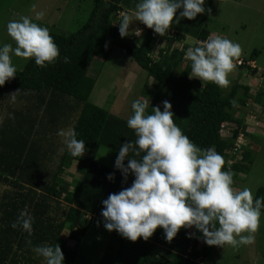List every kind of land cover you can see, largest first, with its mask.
<instances>
[{
	"label": "trees",
	"instance_id": "1",
	"mask_svg": "<svg viewBox=\"0 0 264 264\" xmlns=\"http://www.w3.org/2000/svg\"><path fill=\"white\" fill-rule=\"evenodd\" d=\"M139 2L95 0L89 20L75 33L49 32L59 49L54 62L40 67L30 58L0 86V264H45L32 249L57 244L64 264H74L77 251L67 247L62 233L66 231L68 239L79 246L91 225L86 217L103 221L102 201L131 186V173L125 180L115 166L109 168L96 161L101 148L118 152L121 145L137 138L127 127V119L90 100L96 85V79L89 76L92 62L97 58L107 61L116 48L154 81L151 89L144 84L140 92L149 100L146 114H152V107L163 111L162 102L167 100L182 134L202 151L212 148L220 154L225 161L222 171L230 170L233 181L249 171L252 151L237 148L236 141L240 135L253 142L259 140L246 133L244 119L237 115L253 106L264 109V72L257 67L258 51L234 59L228 75L236 77L229 89L191 78V61L184 54L197 45L186 44V38L203 42L216 33L198 14L193 20L182 18L177 23L174 19L163 36L145 26L140 40L133 37L134 31L121 38L115 24L119 13H134ZM179 13L180 9L176 15ZM162 42L166 43L164 50L156 53L157 43ZM177 43L183 44L182 50ZM254 78L257 84H250L248 79ZM16 91L12 101L8 95ZM69 128L85 143L82 157H72L57 135ZM225 132L228 137H223ZM129 156L141 158L131 152ZM74 162L78 179L68 184L63 176ZM110 174L112 180L107 178ZM257 197L264 198V187L256 191L254 202ZM25 209L33 219L31 236L19 226L11 227ZM209 252L210 248L206 244L200 248L199 241L184 227L170 242L158 227L147 241L138 238L133 242L115 233L112 245L97 264H197L200 257L206 264Z\"/></svg>",
	"mask_w": 264,
	"mask_h": 264
},
{
	"label": "clouds",
	"instance_id": "2",
	"mask_svg": "<svg viewBox=\"0 0 264 264\" xmlns=\"http://www.w3.org/2000/svg\"><path fill=\"white\" fill-rule=\"evenodd\" d=\"M204 3L205 0H140L132 15L136 21L163 36L174 19L178 23L181 17L193 20L204 13ZM178 9H182L179 17L176 15ZM42 15L37 14L36 19ZM120 15L119 34L124 38L128 35L130 15ZM6 30L16 47L0 46V86L15 76L10 52L17 57L34 58L40 67H47L59 56L49 31L27 16L9 21ZM137 31L141 37L144 27L134 30L136 40L139 38L135 35ZM240 54L238 44L210 35L199 46L189 47L184 55L191 61V78L223 87L228 83L227 76L234 67V59ZM67 59L65 57L64 61ZM18 91L8 97L15 101ZM232 103L236 106L235 101ZM162 104L163 111L152 107V114H146V100L137 99L131 104L132 115L127 119V127L134 130L137 138L134 143L127 142L119 147L114 166L125 180L130 173L134 180L130 187L109 194L102 201L105 229L115 230L123 238L135 242L138 238L147 241L159 227L170 242L182 227L195 226L209 246L227 244L236 247L254 243L253 234L259 225L264 198L257 197L254 202L250 189L236 191L232 187L231 171H222L223 157L212 148L202 151L194 145L175 125L171 104L167 100ZM57 135L62 137V143L72 157L83 156L85 143L76 138L74 129L59 130ZM130 152L141 158H132ZM107 178L112 180L114 177L110 174ZM86 219L91 223L95 217ZM32 222L25 209L11 227L19 226L31 236ZM62 235L68 238L66 231ZM32 251L42 257L45 264H64L65 258L58 244L55 247L36 246Z\"/></svg>",
	"mask_w": 264,
	"mask_h": 264
},
{
	"label": "rangeland",
	"instance_id": "3",
	"mask_svg": "<svg viewBox=\"0 0 264 264\" xmlns=\"http://www.w3.org/2000/svg\"><path fill=\"white\" fill-rule=\"evenodd\" d=\"M94 2L95 0H0V46L10 44L13 48L16 47L15 41L7 33L6 25L9 21L18 20L21 16L31 18L32 22L46 28L49 32L67 35L75 33L89 20ZM203 7L205 11L200 15L205 17L206 27L220 37L238 44L241 49L238 58H246L253 50L258 51L256 63L263 73L264 0H205ZM181 11L182 9H180ZM40 13L43 15L36 19L37 14ZM120 14L121 12L116 25L120 23ZM127 14L130 15L128 35L132 34L137 29L136 27H145L142 22L135 20L133 13ZM186 20V18L183 19V21ZM216 34L211 36H217ZM185 41L186 44H191L190 46L200 45V41L189 37ZM162 43L160 46L156 45L154 49L156 53L158 49L164 48L165 43ZM176 46L180 50L183 49L181 43H177ZM152 56L155 58L154 55ZM29 59L17 57L10 52V62L16 70H22ZM89 76L96 79V85L90 98L91 102L121 119L130 117L132 113L131 104L134 100L141 99L149 102L148 98L140 96V92L144 84L151 89L154 81L147 78L146 72L125 54L122 55L118 48L113 50L107 61L98 58L94 60L89 70ZM235 77L232 74L228 75L227 80L230 83H227L223 88L229 89ZM248 80L250 84H257L255 78ZM253 107L252 110L245 111V114L240 113L237 117L244 119L246 133L253 134L259 141L253 142L249 137L240 135L243 150L252 151L253 162L246 174H239L236 177L232 187L236 191H241L244 188L250 189L254 200L256 191L264 187V109L258 106ZM222 135L228 137L226 132ZM117 155L118 152L116 151L101 148L96 156V161L112 168ZM237 159L240 160V155L237 156ZM231 164L232 162L229 163V166ZM75 168L76 162L73 163L72 168L65 171L63 177L66 181L67 176L71 181L78 179ZM185 229L191 237L199 241L200 248L206 244L203 234L195 226ZM115 233L119 234L115 230H106L103 221L94 219L79 246L76 247L75 243L68 241L66 235L63 236V239L71 249L77 251L74 264H97L104 251L112 245ZM246 234L242 233V235ZM253 236L254 243L250 245L233 247L226 244L221 247L206 244L210 248L209 257L205 261L206 264H264L263 213H261L258 228Z\"/></svg>",
	"mask_w": 264,
	"mask_h": 264
},
{
	"label": "built area",
	"instance_id": "4",
	"mask_svg": "<svg viewBox=\"0 0 264 264\" xmlns=\"http://www.w3.org/2000/svg\"><path fill=\"white\" fill-rule=\"evenodd\" d=\"M138 33L140 34V31H137V32L135 33L136 37H139V35H137ZM199 43H201V42H199ZM237 64L240 65L241 62L238 61ZM240 141H242L241 136H239L238 139H237V141H236V143H237V146H236V147H237V148H241V146H243V144H241ZM237 148H236V149H237ZM203 260H204V259L200 257V258H198V259L196 260V263H197V264H204V263H203Z\"/></svg>",
	"mask_w": 264,
	"mask_h": 264
},
{
	"label": "crops",
	"instance_id": "5",
	"mask_svg": "<svg viewBox=\"0 0 264 264\" xmlns=\"http://www.w3.org/2000/svg\"><path fill=\"white\" fill-rule=\"evenodd\" d=\"M136 28H138V27H136ZM122 55H123V53H121ZM100 59V58H99ZM96 60V59H95ZM65 176V175H64ZM66 181V180H65ZM71 182V179L69 178V176H67V181H66V183H70ZM62 239H63V235H62Z\"/></svg>",
	"mask_w": 264,
	"mask_h": 264
}]
</instances>
